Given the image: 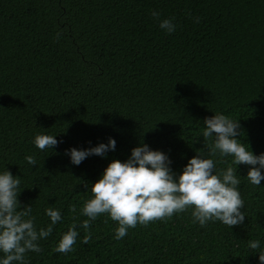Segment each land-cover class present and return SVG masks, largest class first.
<instances>
[{
    "label": "trees",
    "instance_id": "obj_1",
    "mask_svg": "<svg viewBox=\"0 0 264 264\" xmlns=\"http://www.w3.org/2000/svg\"><path fill=\"white\" fill-rule=\"evenodd\" d=\"M164 18L173 32L159 27ZM214 112L238 120L241 142L264 152V0H0V170L18 175L17 198L31 205L37 227L50 223L45 207L61 211L26 264H260L259 249L247 245L264 247V179L249 183L246 164L232 165L242 223L200 225L189 207L116 240L117 222L101 213L81 242L87 186L110 160L147 143L179 173L196 150L209 154L212 138L201 133ZM37 132L59 142L40 150ZM109 136L114 150L70 162L65 149ZM212 159L217 170L232 161L218 151ZM73 222L72 250L53 251Z\"/></svg>",
    "mask_w": 264,
    "mask_h": 264
},
{
    "label": "clouds",
    "instance_id": "obj_2",
    "mask_svg": "<svg viewBox=\"0 0 264 264\" xmlns=\"http://www.w3.org/2000/svg\"><path fill=\"white\" fill-rule=\"evenodd\" d=\"M154 17L158 11H152ZM159 27L166 33L175 30L172 18L158 21ZM201 135L205 140L212 138L207 144L208 155L200 151L187 159L182 170L177 173L171 167L170 156L160 149H153L147 143H139L130 150L124 159L110 160L98 179L87 186L92 193L84 200L80 212L87 219L80 221L79 227L85 235L81 242L90 239L88 231L90 222L101 213L117 222L113 239L119 240L127 233L128 228L137 223L146 225L149 221L172 216L191 207L193 222L205 225L209 220H219L232 226L242 223L245 218L244 202L237 185L239 177L237 168L232 165L246 164L250 167L246 177L253 185H260L264 179V152L255 154L249 144L238 138L239 121L223 113L214 112L203 119ZM59 141L56 134L37 132L32 143L36 148H54ZM116 140L109 136L107 141H100L89 147H69L65 149L72 164L78 165L89 155L104 156L114 150ZM231 156L232 161L223 170H217L212 155ZM24 159L30 165L36 161L32 155ZM20 180L18 175L4 167L0 170V264H26L25 253L41 251L39 240L46 238L53 231V226L61 220V211L55 207H45L44 214L50 223L37 227L34 223L30 204L20 206L18 191ZM78 231L75 222L54 245L53 251L68 253L77 239ZM250 249L258 251V261L264 264V247L258 239L248 241Z\"/></svg>",
    "mask_w": 264,
    "mask_h": 264
}]
</instances>
